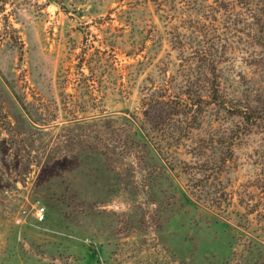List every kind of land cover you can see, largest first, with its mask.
I'll return each instance as SVG.
<instances>
[{"label":"rangeland","instance_id":"rangeland-1","mask_svg":"<svg viewBox=\"0 0 264 264\" xmlns=\"http://www.w3.org/2000/svg\"><path fill=\"white\" fill-rule=\"evenodd\" d=\"M0 264H264V0H0Z\"/></svg>","mask_w":264,"mask_h":264},{"label":"built area","instance_id":"built-area-1","mask_svg":"<svg viewBox=\"0 0 264 264\" xmlns=\"http://www.w3.org/2000/svg\"><path fill=\"white\" fill-rule=\"evenodd\" d=\"M36 217L41 220L44 216V208L43 207H39V208H36Z\"/></svg>","mask_w":264,"mask_h":264}]
</instances>
